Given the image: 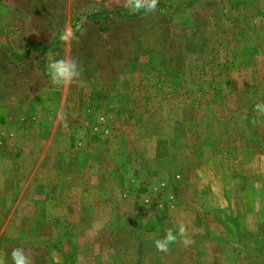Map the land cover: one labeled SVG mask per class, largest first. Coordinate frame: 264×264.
I'll use <instances>...</instances> for the list:
<instances>
[{
	"label": "rangeland",
	"instance_id": "1",
	"mask_svg": "<svg viewBox=\"0 0 264 264\" xmlns=\"http://www.w3.org/2000/svg\"><path fill=\"white\" fill-rule=\"evenodd\" d=\"M128 3L0 0V261L264 264V0Z\"/></svg>",
	"mask_w": 264,
	"mask_h": 264
},
{
	"label": "clouds",
	"instance_id": "2",
	"mask_svg": "<svg viewBox=\"0 0 264 264\" xmlns=\"http://www.w3.org/2000/svg\"><path fill=\"white\" fill-rule=\"evenodd\" d=\"M158 0H129L128 7L132 12L151 13L157 9ZM61 39L69 41L75 39L74 31L71 29L65 30L61 35ZM47 72L51 82L56 85H67L76 82L81 76V69L78 62L74 59H56L47 65ZM255 111L264 115V102H259L254 105ZM186 228L184 225H179L177 228H169L163 238L154 240V245L158 251H168L169 245L176 242L178 237L182 238L183 243L187 246L190 240L184 235ZM13 264H30V260L24 249L16 248L11 252ZM0 264H4L0 261Z\"/></svg>",
	"mask_w": 264,
	"mask_h": 264
}]
</instances>
